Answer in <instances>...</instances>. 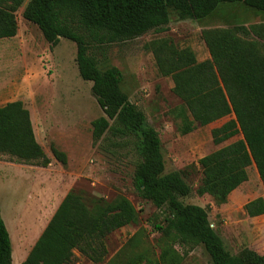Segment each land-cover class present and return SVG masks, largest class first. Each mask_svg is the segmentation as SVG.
<instances>
[{"label":"trees","instance_id":"obj_1","mask_svg":"<svg viewBox=\"0 0 264 264\" xmlns=\"http://www.w3.org/2000/svg\"><path fill=\"white\" fill-rule=\"evenodd\" d=\"M24 0H0V39L16 35V11ZM242 4L264 13V0H28L21 16L35 24L51 46L61 38L76 46V66L83 80L91 81V92L103 115L91 122L96 141L110 129L120 137L138 138L133 185L140 197L162 209L160 252L156 258L146 251L115 254L105 264H181V248L202 245L211 264H264V252L244 248L230 253L210 225L205 207L184 203L191 186L181 171L164 172L158 132L145 122L144 113L121 90L122 74L115 66L100 69L87 52L88 42L125 41L153 30L160 31L170 20V10L180 19H201L219 6ZM71 24L86 31V37ZM201 37L208 58L198 61L189 47L178 48L168 40L155 42L152 51L157 72L170 76L172 91L181 105L172 109L179 117V131H192L231 115L211 129L214 144L238 134L240 138L200 157L201 182L198 195L209 194L216 203L247 179V167L254 164L264 188V21L206 28ZM110 121L114 125H110ZM52 156L61 164L66 154L54 145ZM17 162L46 167L50 158L36 139L29 110L20 100L0 105V156ZM246 215L264 214V198L243 205ZM138 210L124 196L85 200L68 191L19 264H70L74 250L94 263L107 254L105 238L116 229L135 223ZM9 232L0 214V264H12Z\"/></svg>","mask_w":264,"mask_h":264},{"label":"rangeland","instance_id":"obj_2","mask_svg":"<svg viewBox=\"0 0 264 264\" xmlns=\"http://www.w3.org/2000/svg\"><path fill=\"white\" fill-rule=\"evenodd\" d=\"M27 2L24 0L16 11V36L0 39V105L23 102L50 163L41 167L0 156V214L13 242L12 264L23 260L17 250L32 245L70 190L87 201L124 196L138 210L135 223L105 238L103 263H94L75 249L70 264H105L117 253L123 259L128 253L143 251L156 258L160 233L154 225L162 222L163 212L140 197L133 185V172L140 159L138 138L131 134L120 137L107 129L98 140L93 139L91 122L103 111L91 92V81L78 74L75 43L64 38L54 46L46 42L39 28L21 16ZM261 21L264 13L240 3L221 5L197 20L180 19L170 10L169 23L163 30H149L125 41H91L87 50L100 69L115 66L120 70L121 90L144 113L146 124L158 132L164 172L181 171L191 186V193L181 201L206 208L211 227L232 254L244 248L264 252V214L250 217L242 208L251 199L264 198V188L251 164L246 169L247 179L229 193L225 202L216 203L209 194L196 193L202 177L198 159L241 135L213 143L211 129L231 115L181 133V119L172 113L181 99L172 91L171 77L157 72L152 47L159 40H168L178 48L189 47L200 61L209 56L201 37L203 29ZM71 26L88 39L84 29ZM51 145L65 152L64 165L52 156ZM176 248L183 254L181 264H211L202 245Z\"/></svg>","mask_w":264,"mask_h":264},{"label":"crops","instance_id":"obj_3","mask_svg":"<svg viewBox=\"0 0 264 264\" xmlns=\"http://www.w3.org/2000/svg\"><path fill=\"white\" fill-rule=\"evenodd\" d=\"M16 36V35H15ZM14 37V36H13ZM12 38V37H11ZM34 129V128H33ZM38 237V236H37ZM37 237L35 238V240L37 239ZM10 240H11V237H10ZM35 240L32 242V245H33V243L35 242ZM12 243L13 242H11V246H12ZM31 245V246H32ZM31 246L30 247H28L27 249H25V247L22 245L18 250H17V253H21V258L22 257H26V255H27V253H28V251L30 250V248H31ZM23 254V255H22ZM24 258H22L23 260H24ZM20 259V258H19Z\"/></svg>","mask_w":264,"mask_h":264}]
</instances>
